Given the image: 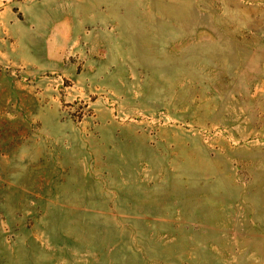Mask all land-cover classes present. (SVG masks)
<instances>
[{"label":"rangeland","instance_id":"obj_1","mask_svg":"<svg viewBox=\"0 0 264 264\" xmlns=\"http://www.w3.org/2000/svg\"><path fill=\"white\" fill-rule=\"evenodd\" d=\"M0 264H264V0H0Z\"/></svg>","mask_w":264,"mask_h":264}]
</instances>
